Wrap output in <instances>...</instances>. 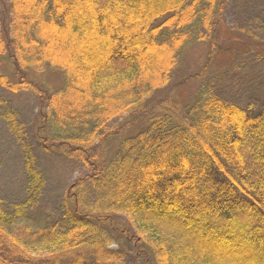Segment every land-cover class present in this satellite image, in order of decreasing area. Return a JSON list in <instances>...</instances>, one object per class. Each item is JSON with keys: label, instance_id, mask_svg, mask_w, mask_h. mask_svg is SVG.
<instances>
[{"label": "trees", "instance_id": "1", "mask_svg": "<svg viewBox=\"0 0 264 264\" xmlns=\"http://www.w3.org/2000/svg\"><path fill=\"white\" fill-rule=\"evenodd\" d=\"M225 1L0 0V86L34 93L37 143L87 168L46 211L24 146V194L0 198V264H264V105L219 98L209 67L175 82L190 45L229 50ZM251 35L238 50L264 61ZM195 77L191 101H156ZM124 115L141 124L112 139Z\"/></svg>", "mask_w": 264, "mask_h": 264}, {"label": "rangeland", "instance_id": "2", "mask_svg": "<svg viewBox=\"0 0 264 264\" xmlns=\"http://www.w3.org/2000/svg\"><path fill=\"white\" fill-rule=\"evenodd\" d=\"M223 8L216 37L219 44H225L224 48L229 50L214 53L211 60L207 43L190 45L185 52L182 67L175 76V82L209 67L206 73L210 74L209 78L219 98L243 106L262 107L264 61L248 49L240 54L238 49L246 46L248 38L238 40V37L240 38L241 34H252L258 38V41L264 42V0H226ZM57 46L65 45L59 43ZM209 59L211 61L208 63ZM216 68L225 70L219 73ZM48 80L50 86L59 84L56 77L50 76ZM199 80L198 77L188 78L184 83L173 88L171 84L157 95L156 101L162 96L166 98L167 95L172 101L185 104L192 100V95L199 86ZM39 110L34 93L28 90L13 92L0 86V198L8 207L24 194L22 192L25 182L24 146L36 156L39 168L45 177L42 202L35 206H45L46 211L53 203L59 204L67 188L87 171L83 164L61 156L55 151H46L37 143L33 124ZM8 111L14 116L13 118H6L5 114ZM13 120L17 121L18 127H23L25 133L23 139L17 137L15 131L9 127ZM140 124V120L132 116L124 115L115 119L113 125L119 132H116L112 139L135 132ZM37 220H45L44 215L40 214Z\"/></svg>", "mask_w": 264, "mask_h": 264}]
</instances>
